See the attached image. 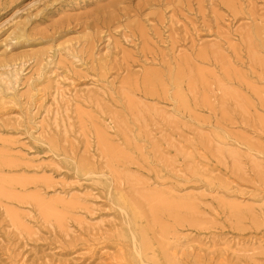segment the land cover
<instances>
[{
  "label": "rangeland",
  "instance_id": "obj_1",
  "mask_svg": "<svg viewBox=\"0 0 264 264\" xmlns=\"http://www.w3.org/2000/svg\"><path fill=\"white\" fill-rule=\"evenodd\" d=\"M0 178V264H264V0H0Z\"/></svg>",
  "mask_w": 264,
  "mask_h": 264
},
{
  "label": "bare ground",
  "instance_id": "obj_2",
  "mask_svg": "<svg viewBox=\"0 0 264 264\" xmlns=\"http://www.w3.org/2000/svg\"><path fill=\"white\" fill-rule=\"evenodd\" d=\"M178 97L179 99H181L180 101H182L184 104L186 103L185 97L182 93H180ZM11 195H13L12 182L7 179L0 178V199L3 197H10ZM181 206L186 208H192L191 207L192 204L188 201H171L168 199H160L158 202L155 203V205H153L152 210L153 212H157V209L160 207H170L171 209H176ZM236 208L237 207L235 205L232 207L233 210H236ZM45 210L48 214H55L58 217L62 216L59 215L58 212H56V209L53 206L47 205ZM133 212L134 215H136L137 217L140 216V213L137 209L133 208ZM138 240L140 241V253L143 256L148 257L149 251L152 249V244L147 239L146 233L144 231L143 232L141 231L139 233ZM237 252L250 253L251 249H245V250L238 249Z\"/></svg>",
  "mask_w": 264,
  "mask_h": 264
}]
</instances>
